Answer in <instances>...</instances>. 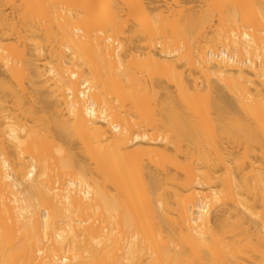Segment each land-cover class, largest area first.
Returning <instances> with one entry per match:
<instances>
[{
	"label": "bare ground",
	"instance_id": "6f19581e",
	"mask_svg": "<svg viewBox=\"0 0 264 264\" xmlns=\"http://www.w3.org/2000/svg\"><path fill=\"white\" fill-rule=\"evenodd\" d=\"M201 1L0 0V264H264V0Z\"/></svg>",
	"mask_w": 264,
	"mask_h": 264
},
{
	"label": "rangeland",
	"instance_id": "374dc122",
	"mask_svg": "<svg viewBox=\"0 0 264 264\" xmlns=\"http://www.w3.org/2000/svg\"><path fill=\"white\" fill-rule=\"evenodd\" d=\"M160 1H162V0H160ZM163 1H164V0H163ZM183 1H184V2H187L186 5H185L186 7H188V8L191 7L190 9H193V10L195 9L194 12H197V13H198V9L200 10V7H201V5H202V1H201V0H183ZM163 4H164V3H163ZM196 9H197V11H196ZM156 12H158V9L149 8V9L147 10L148 16H150V15L156 13ZM163 13H164V12H163ZM165 13H166V12H165ZM51 15H52V16L48 19L47 23H48V25H49L50 27H52V28H56L58 19H57L56 15H54V12H52ZM135 61H136V60L127 61V62H126V65H127L130 69H132V71H135L136 73H138L137 70H138V68L140 67V64H139L138 62H135ZM2 70H3V69H2L1 66H0V77L3 76V74H1V73H2ZM138 74H139V73H138ZM204 79H205V77L202 76V77H201V80H204ZM211 79H215V76L212 75ZM206 102H207V96H206L205 91H204V92L202 93V96L200 97V99L194 101L193 103H194L195 105H198V107L203 108V107L205 106ZM36 105H37V106H40L39 103H36ZM237 150H239V158H240V159H243V149H242V148H237ZM260 163H261V161H259V160H256V161H255V165H258V164H260ZM232 166L236 167V164L233 163ZM240 264H248V261H242Z\"/></svg>",
	"mask_w": 264,
	"mask_h": 264
}]
</instances>
